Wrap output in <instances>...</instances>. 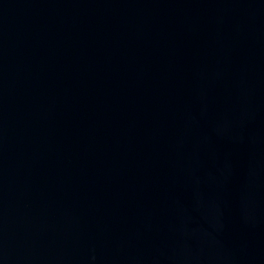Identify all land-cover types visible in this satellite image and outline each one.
I'll list each match as a JSON object with an SVG mask.
<instances>
[{
	"label": "water",
	"instance_id": "water-1",
	"mask_svg": "<svg viewBox=\"0 0 264 264\" xmlns=\"http://www.w3.org/2000/svg\"><path fill=\"white\" fill-rule=\"evenodd\" d=\"M0 264H264V0H0Z\"/></svg>",
	"mask_w": 264,
	"mask_h": 264
}]
</instances>
